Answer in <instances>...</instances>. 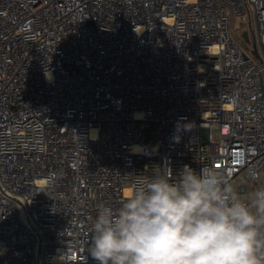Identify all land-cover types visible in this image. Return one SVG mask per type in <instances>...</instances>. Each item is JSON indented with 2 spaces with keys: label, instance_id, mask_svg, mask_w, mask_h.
<instances>
[{
  "label": "built area",
  "instance_id": "obj_1",
  "mask_svg": "<svg viewBox=\"0 0 264 264\" xmlns=\"http://www.w3.org/2000/svg\"><path fill=\"white\" fill-rule=\"evenodd\" d=\"M262 72L264 0H0V264H96L99 208L159 167L213 169L247 200Z\"/></svg>",
  "mask_w": 264,
  "mask_h": 264
},
{
  "label": "clouds",
  "instance_id": "obj_2",
  "mask_svg": "<svg viewBox=\"0 0 264 264\" xmlns=\"http://www.w3.org/2000/svg\"><path fill=\"white\" fill-rule=\"evenodd\" d=\"M92 230L96 264H264V186L244 200L213 169L159 167Z\"/></svg>",
  "mask_w": 264,
  "mask_h": 264
},
{
  "label": "rangeland",
  "instance_id": "obj_3",
  "mask_svg": "<svg viewBox=\"0 0 264 264\" xmlns=\"http://www.w3.org/2000/svg\"><path fill=\"white\" fill-rule=\"evenodd\" d=\"M246 31H249V36H250L251 41L254 39V36L256 39H258V29H257V26L254 22V19H253V27L250 29L249 24L244 23L242 18H240V17L232 18V20L230 22V33H231V35L234 38H236L237 40H239L244 46L249 47L250 43H248L244 40V33ZM252 31L254 32V35H253ZM262 54H263V51H262ZM256 61H258V60H256ZM262 78H263V82H264V72H262ZM214 136L216 139L219 137V132L216 129L214 130Z\"/></svg>",
  "mask_w": 264,
  "mask_h": 264
},
{
  "label": "water",
  "instance_id": "obj_4",
  "mask_svg": "<svg viewBox=\"0 0 264 264\" xmlns=\"http://www.w3.org/2000/svg\"><path fill=\"white\" fill-rule=\"evenodd\" d=\"M244 40H245L246 42H250V39H249V37H248V33H247V32L244 33ZM253 53L255 54V56H256L258 59H260V55H259V52H258V48H257L256 43H254V45H253Z\"/></svg>",
  "mask_w": 264,
  "mask_h": 264
}]
</instances>
